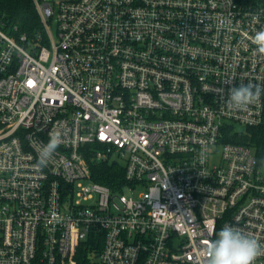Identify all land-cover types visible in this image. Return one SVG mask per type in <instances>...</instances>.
I'll return each instance as SVG.
<instances>
[{"label":"built area","instance_id":"2783aa9c","mask_svg":"<svg viewBox=\"0 0 264 264\" xmlns=\"http://www.w3.org/2000/svg\"><path fill=\"white\" fill-rule=\"evenodd\" d=\"M34 1L33 35L0 26V264H206L228 225L264 243V156L225 132L264 128V95L224 105L264 86V0Z\"/></svg>","mask_w":264,"mask_h":264},{"label":"clouds","instance_id":"9594fccd","mask_svg":"<svg viewBox=\"0 0 264 264\" xmlns=\"http://www.w3.org/2000/svg\"><path fill=\"white\" fill-rule=\"evenodd\" d=\"M250 39L255 45V53L264 57V28L256 31ZM227 82L230 83L231 79ZM262 95L264 86L249 81L230 88L224 105L229 111H245L257 103ZM62 142L60 131L50 133L48 142L38 151L35 167L39 170L47 167ZM203 255L206 264H256L258 258L264 257V243L228 225L216 233V239L206 241Z\"/></svg>","mask_w":264,"mask_h":264},{"label":"trees","instance_id":"16d2710c","mask_svg":"<svg viewBox=\"0 0 264 264\" xmlns=\"http://www.w3.org/2000/svg\"><path fill=\"white\" fill-rule=\"evenodd\" d=\"M0 22L5 28L15 25L19 32L33 35L42 27V22L34 0H0ZM226 139L241 142L256 149L259 158L264 156V128L254 126L237 127L234 124L225 128ZM92 178L113 190L119 189L124 180V168L117 161L100 162L87 155Z\"/></svg>","mask_w":264,"mask_h":264},{"label":"rangeland","instance_id":"374dc122","mask_svg":"<svg viewBox=\"0 0 264 264\" xmlns=\"http://www.w3.org/2000/svg\"><path fill=\"white\" fill-rule=\"evenodd\" d=\"M0 26L7 32L9 29H7V28H5V26H3L2 25V22H0ZM56 30H57V26L55 25V23H54V25H53V32L54 33H56ZM9 32V31H8ZM0 46H1V41H0ZM237 127H241L240 125H236Z\"/></svg>","mask_w":264,"mask_h":264}]
</instances>
